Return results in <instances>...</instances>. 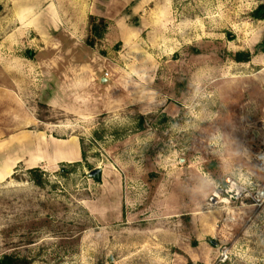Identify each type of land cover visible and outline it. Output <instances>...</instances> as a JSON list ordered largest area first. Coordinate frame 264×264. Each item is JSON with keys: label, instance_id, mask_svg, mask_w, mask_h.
Masks as SVG:
<instances>
[{"label": "rangeland", "instance_id": "374dc122", "mask_svg": "<svg viewBox=\"0 0 264 264\" xmlns=\"http://www.w3.org/2000/svg\"><path fill=\"white\" fill-rule=\"evenodd\" d=\"M107 1L93 0L97 30L71 38L15 20L65 18L70 0H0V81L26 96L31 132L77 142L50 143L62 158L38 169L41 186L22 168L0 182V261L264 264V201L250 198L264 191V20L253 15L264 0H124L135 38L105 46ZM238 52L253 60L234 62ZM76 61L94 67L78 107ZM9 88L0 82V141L13 126ZM231 185L248 196L216 197Z\"/></svg>", "mask_w": 264, "mask_h": 264}, {"label": "crops", "instance_id": "0c3cea01", "mask_svg": "<svg viewBox=\"0 0 264 264\" xmlns=\"http://www.w3.org/2000/svg\"><path fill=\"white\" fill-rule=\"evenodd\" d=\"M70 1L72 4H75V8L74 10H70L69 13L66 12L67 14L65 15V18L62 17L60 19L55 11H50L48 13L42 12L39 13L38 16L40 18V22L44 24L43 25L38 23L39 18L30 20L32 18L31 14H33L34 12L30 13L28 11L24 13L17 11L15 14V20H17L18 25H23V27H21L22 32L30 30L32 34H35L37 36H49V33L60 34L59 32L65 30L71 38H78V36L80 35L82 37L87 29L88 18L90 16H93V0ZM124 4V0L107 1V12L110 10L112 11L111 13L108 12V14L115 16L111 18L104 16L106 20H110V22H106L107 26L103 39L104 45L106 43L111 45L109 42H111V40L113 39H109L110 37L116 38V40H119L120 42L122 40L127 41L129 39L128 36H130L133 40L135 38L134 31L132 29H127L125 26V19L123 17H120V10H123ZM112 6L114 7L113 10ZM120 6L122 7L119 8ZM262 6V8L264 9V5ZM62 19H64L63 23H61L60 21ZM255 19L263 21L264 16ZM75 40L78 41V39ZM250 55V59L252 61L254 54ZM262 57L264 58V53H261L260 60H263ZM46 62L47 61L45 60L41 61L39 67L45 69ZM82 63L83 62L76 61L73 62V64L70 66V72L73 74L70 78V97L72 100H74L75 104L73 103V105H76V107H78L77 102L80 98L78 97L79 94L77 93V90H80L83 86L86 85L87 82L90 83L87 78L89 77L87 73L93 74L94 71V67L91 64ZM48 73L49 74L47 75L49 77L50 73L54 75H52L53 77H56L57 75V73L53 70L52 72ZM5 77L6 78H3L0 82H6L8 85H10L11 88H9V91L13 93V97H11V99L13 100V108L8 110V114L11 115V121L13 126L9 129V133L7 134V136H3L2 140L0 141V182L6 181L19 168H22L23 171L32 169H42L41 167H43L44 169L46 167L47 161L51 162L52 160V162H56V160H58L60 162L62 158L60 151L57 154H51L52 156H50V154L48 153V151H50V143H77L75 141L64 142L63 140H57L51 136L52 133L50 134V136H48L49 139H46L47 135L38 129L35 132H31L29 130L30 120L24 112V110L26 111V108L23 105V101L20 99V97L22 99H25L26 96L24 95V93L22 96L16 94V81H14V79L9 78L8 76ZM90 80L92 85L95 84L92 81V78ZM58 81L61 83V79H59ZM58 81L56 80L55 83H57ZM99 81L100 84H102L105 80L103 78H100ZM11 84L16 86L13 87ZM1 102L2 101H0V103Z\"/></svg>", "mask_w": 264, "mask_h": 264}, {"label": "built area", "instance_id": "2783aa9c", "mask_svg": "<svg viewBox=\"0 0 264 264\" xmlns=\"http://www.w3.org/2000/svg\"><path fill=\"white\" fill-rule=\"evenodd\" d=\"M262 131H264V122H262ZM256 162L260 167H264V153H260L259 155L256 156ZM247 191L246 189H238L235 186L232 187L229 186L228 189H217V198L219 196L227 199V201H237L241 197H247L248 194H246ZM215 197V198H216ZM250 198L257 204L261 203L264 201V191L263 190H257L254 191L252 196ZM229 252L226 248H223L220 251L219 257H220V262H225L228 259Z\"/></svg>", "mask_w": 264, "mask_h": 264}, {"label": "trees", "instance_id": "16d2710c", "mask_svg": "<svg viewBox=\"0 0 264 264\" xmlns=\"http://www.w3.org/2000/svg\"><path fill=\"white\" fill-rule=\"evenodd\" d=\"M253 15L255 18H261L264 16V12L256 11ZM93 20H94L93 17H89L88 18V25H89V28L91 31H96L98 27L96 28L97 25L92 26ZM103 22L104 21L102 19H99L97 21V24L99 25V27L100 26L102 27ZM103 29H104V26H103ZM93 43H94V39L93 38L90 39V37H88L86 40V44L88 46L92 47ZM250 58H251V55L248 52H246V53L238 52V53L233 55V61L236 63H248L250 61ZM28 173L33 175L32 177H33L34 184L37 186H41L42 180L37 176V174H40V171L38 169H32V170H29ZM0 264H24V261L13 260V259H4L3 261H0ZM188 264H191V263H188Z\"/></svg>", "mask_w": 264, "mask_h": 264}, {"label": "water", "instance_id": "95a60500", "mask_svg": "<svg viewBox=\"0 0 264 264\" xmlns=\"http://www.w3.org/2000/svg\"><path fill=\"white\" fill-rule=\"evenodd\" d=\"M100 174V169H95L89 173L90 178H98Z\"/></svg>", "mask_w": 264, "mask_h": 264}]
</instances>
